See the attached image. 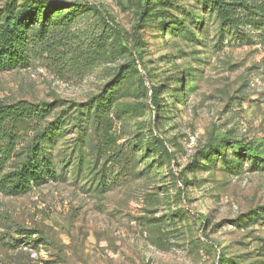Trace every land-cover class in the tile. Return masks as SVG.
<instances>
[{
	"label": "rangeland",
	"instance_id": "rangeland-1",
	"mask_svg": "<svg viewBox=\"0 0 264 264\" xmlns=\"http://www.w3.org/2000/svg\"><path fill=\"white\" fill-rule=\"evenodd\" d=\"M56 1L27 60L0 67V106L27 112L0 264H264V157L222 143L264 151V46L203 0ZM34 2L0 0V27ZM37 146L48 176L16 192L5 177Z\"/></svg>",
	"mask_w": 264,
	"mask_h": 264
},
{
	"label": "trees",
	"instance_id": "trees-1",
	"mask_svg": "<svg viewBox=\"0 0 264 264\" xmlns=\"http://www.w3.org/2000/svg\"><path fill=\"white\" fill-rule=\"evenodd\" d=\"M34 1L37 2H34V5L27 12L16 16H8L0 27V67L4 70H12L27 60L29 51L27 41L30 25L33 26L35 22H39L40 36H47L51 29L49 21L53 14L52 11L59 12L62 10L61 8L68 7L64 2L56 0ZM202 4L206 8L210 7L212 9L222 25L228 26L236 34H241V32L244 34L252 33L245 36V38L253 39L264 46V0H203ZM86 6L89 10L97 11V8L93 5ZM180 12L184 13L186 11L180 10ZM145 14H147V7H144L143 12L140 14L141 20H143ZM168 20L172 22L176 18L173 14H170ZM193 21H195L194 25L200 26V22L196 21L195 17H193ZM167 24H170L169 21L164 23L163 26ZM153 102L157 110L160 105L156 95L153 96ZM39 110L45 112L44 107ZM26 114V110L19 104L0 106V175L2 167L11 159L12 151L16 146V128L26 118ZM225 142L234 150H243L247 155L258 159L264 157V151L259 152L260 146L253 143L242 144L236 140L223 139L222 143ZM213 151L214 149L210 148L207 154ZM39 152L40 147H35L31 151L32 158L27 161L22 169L5 177L7 178L5 185L10 184L11 188L18 192L43 184L48 176L45 169L48 167L49 162L47 159L41 160ZM224 262L222 261L221 264H224Z\"/></svg>",
	"mask_w": 264,
	"mask_h": 264
}]
</instances>
